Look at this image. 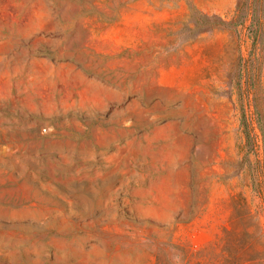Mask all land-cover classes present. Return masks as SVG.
Here are the masks:
<instances>
[{"label": "rangeland", "instance_id": "374dc122", "mask_svg": "<svg viewBox=\"0 0 264 264\" xmlns=\"http://www.w3.org/2000/svg\"><path fill=\"white\" fill-rule=\"evenodd\" d=\"M242 2L0 0V264H208L237 194L264 235Z\"/></svg>", "mask_w": 264, "mask_h": 264}, {"label": "trees", "instance_id": "16d2710c", "mask_svg": "<svg viewBox=\"0 0 264 264\" xmlns=\"http://www.w3.org/2000/svg\"><path fill=\"white\" fill-rule=\"evenodd\" d=\"M221 22L227 24L225 21ZM227 25L236 29L240 40L237 28L245 26L250 42L247 57L240 51L234 79L238 95L242 99L244 95L240 82L245 79L246 94L254 109V121L262 135L261 143L258 144L252 136V124L245 113H242L241 126L246 138V155L255 154L259 174H264V0H243L238 6L236 18ZM252 187L258 192L255 178H252ZM233 201L230 226L223 227V236H220L221 252L208 264H264V235L260 213L243 194H237Z\"/></svg>", "mask_w": 264, "mask_h": 264}]
</instances>
